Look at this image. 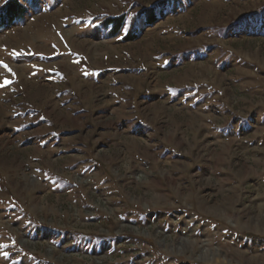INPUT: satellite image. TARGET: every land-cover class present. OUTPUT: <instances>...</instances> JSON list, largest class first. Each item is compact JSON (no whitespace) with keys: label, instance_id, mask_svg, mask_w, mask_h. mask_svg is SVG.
<instances>
[{"label":"rangeland","instance_id":"obj_1","mask_svg":"<svg viewBox=\"0 0 264 264\" xmlns=\"http://www.w3.org/2000/svg\"><path fill=\"white\" fill-rule=\"evenodd\" d=\"M20 2L0 264H264V0Z\"/></svg>","mask_w":264,"mask_h":264},{"label":"trees","instance_id":"obj_2","mask_svg":"<svg viewBox=\"0 0 264 264\" xmlns=\"http://www.w3.org/2000/svg\"><path fill=\"white\" fill-rule=\"evenodd\" d=\"M20 1L21 0H7L0 7V27L11 24L15 20H18L24 16L26 7ZM109 21L114 25V30L112 33L117 32L122 24V17L112 18Z\"/></svg>","mask_w":264,"mask_h":264},{"label":"snow or ice","instance_id":"obj_3","mask_svg":"<svg viewBox=\"0 0 264 264\" xmlns=\"http://www.w3.org/2000/svg\"><path fill=\"white\" fill-rule=\"evenodd\" d=\"M3 66L5 67L6 70H9L10 71V69L7 68V65H3Z\"/></svg>","mask_w":264,"mask_h":264}]
</instances>
